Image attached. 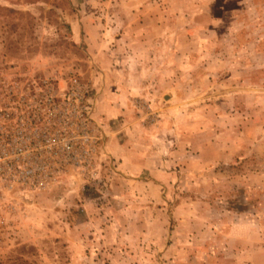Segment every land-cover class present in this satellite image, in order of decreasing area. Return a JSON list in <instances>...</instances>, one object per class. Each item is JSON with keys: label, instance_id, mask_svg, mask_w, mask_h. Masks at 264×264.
<instances>
[{"label": "rangeland", "instance_id": "rangeland-1", "mask_svg": "<svg viewBox=\"0 0 264 264\" xmlns=\"http://www.w3.org/2000/svg\"><path fill=\"white\" fill-rule=\"evenodd\" d=\"M42 80L89 88L96 148L44 189L3 187L0 264L264 250V0H0V98Z\"/></svg>", "mask_w": 264, "mask_h": 264}, {"label": "built area", "instance_id": "built-area-1", "mask_svg": "<svg viewBox=\"0 0 264 264\" xmlns=\"http://www.w3.org/2000/svg\"><path fill=\"white\" fill-rule=\"evenodd\" d=\"M89 88L48 80L11 86L0 98V193L17 183L44 189L96 148Z\"/></svg>", "mask_w": 264, "mask_h": 264}, {"label": "crops", "instance_id": "crops-1", "mask_svg": "<svg viewBox=\"0 0 264 264\" xmlns=\"http://www.w3.org/2000/svg\"><path fill=\"white\" fill-rule=\"evenodd\" d=\"M78 22V25H79V29H77L76 27H75V25L73 24V26H72V28H73V30H74V32H75V34L76 35H79V38L81 37V39H82V37H84V35H83V31L85 30H88L89 28H90V25L89 26H85V28L83 27V30H81L80 28H82V24L79 22V21H77ZM93 24V23H92ZM89 27V28H88ZM108 27H106L105 29H106V31L105 32H103V30H101V31H98V32H100V34H102V36H101V40H103V38H106L107 40H106V42H103V48L104 49H106V51H107V53L108 52H112V53H115L114 51H115V47L117 46V48H120L119 49V51H121V53H123V60L125 61L126 59H127V57H128V52H127V50H124L123 48H125L124 46H121V42H123V41H125L124 39H121V37L119 36L116 40V43L117 44H111V45H109L108 43H109V38H113V37H111V34H110V30L108 31V29H107ZM94 29H97V25H94ZM101 29H104V28H102L101 27ZM111 29V31H112V28H110ZM89 34V35H88ZM78 37V36H77ZM124 37V36H123ZM114 39V38H113ZM85 40L87 41V42H89V43H91L92 42V40H91V36H90V32H88L87 31V33L85 34ZM114 51H113V50ZM106 53V54H107ZM97 57H98V55L97 54H93V58L95 59V61H97L96 59H97ZM123 60H121L120 61V63L122 64H125L126 65V63L123 61ZM112 67L113 68H115V69H117V66L115 65L114 66V64H112ZM110 70H111V68L110 67H103V68H101V70L99 71L100 72V74H101V76H110ZM115 89V88H114ZM118 89V88H117ZM127 91V90H126ZM115 93H116V91H115ZM117 94V93H116ZM123 94V93H122ZM124 107H125V104L123 103V102H116V104H115V106L113 107V110H115L116 112V114L118 113V114H121V113H123V111H124ZM110 112H112V110L110 111ZM113 113V112H112ZM241 257H243V260L242 261H240L239 262V260H237L236 262L234 261V263L233 264H264V250H257V251H254L253 252V256H252V261L250 260V259H248V255H246V253L244 252V251H242V253H241Z\"/></svg>", "mask_w": 264, "mask_h": 264}]
</instances>
